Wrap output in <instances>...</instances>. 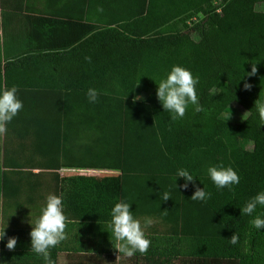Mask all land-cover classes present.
Segmentation results:
<instances>
[{
    "label": "trees",
    "instance_id": "16d2710c",
    "mask_svg": "<svg viewBox=\"0 0 264 264\" xmlns=\"http://www.w3.org/2000/svg\"><path fill=\"white\" fill-rule=\"evenodd\" d=\"M258 4L264 0H134L130 9L97 18L98 28L68 49L3 61L0 48V88L15 86L23 103L1 139L2 222L12 203L32 204L38 192L50 191L62 197L69 222L96 227L114 244L111 210L124 201L134 218H151L161 228L147 227L151 245L145 255L135 254L139 264H264V229L251 223L264 219V206L241 214L264 192V126L254 108L256 100L264 102ZM226 14L235 21L222 31ZM76 18L89 20L87 14ZM193 18L197 39L186 32ZM251 63L258 71L249 77ZM174 66L198 79L204 109L189 104L176 120L157 96L134 102L141 91H157ZM90 88L99 93L96 103L88 100ZM232 104L250 111L240 123L222 118ZM221 166L240 178L231 190L217 189L209 176L210 167ZM36 169L44 173L36 176ZM61 169L110 173L60 179ZM180 169L211 194L206 202L191 200V183L180 187ZM45 173L54 177L52 185L43 182ZM163 192L171 199L164 202Z\"/></svg>",
    "mask_w": 264,
    "mask_h": 264
},
{
    "label": "crops",
    "instance_id": "0c3cea01",
    "mask_svg": "<svg viewBox=\"0 0 264 264\" xmlns=\"http://www.w3.org/2000/svg\"><path fill=\"white\" fill-rule=\"evenodd\" d=\"M134 0H0V48L3 61L12 59L28 51H61L68 49L98 28L95 24L99 17H110L122 9H130ZM35 9L25 12V7ZM102 9V11L100 10ZM88 15L89 20H78L80 15ZM0 88V94H2ZM36 176L41 170L31 171ZM110 173L98 171L95 174ZM90 172L76 169H61L59 178ZM43 182L54 183V177L45 173ZM35 179V178H34ZM50 191H40L32 204L26 203L12 207L6 220L5 238L0 241V264H45L43 257L31 251L30 232ZM143 227L144 222L139 219ZM151 232L161 230L160 224L152 220ZM147 228H144V232ZM101 231L96 227H84L76 222H68L67 239L58 246L49 249L54 264H139L138 256L131 258L113 253L112 244L101 238ZM16 237L15 251L6 247L8 238Z\"/></svg>",
    "mask_w": 264,
    "mask_h": 264
},
{
    "label": "clouds",
    "instance_id": "9594fccd",
    "mask_svg": "<svg viewBox=\"0 0 264 264\" xmlns=\"http://www.w3.org/2000/svg\"><path fill=\"white\" fill-rule=\"evenodd\" d=\"M100 10L102 11V9ZM257 64L251 63V72L247 73L246 76H256L258 71ZM198 82V79L193 78L190 71L180 66H174L167 75V78L160 81L156 96L164 111L172 114V120L183 118L189 104L195 106L196 112L204 110L199 104L196 93ZM252 87L250 83H244L245 91H251ZM17 91V88L13 86L11 89H5L0 94V136L6 134L7 124L23 108L22 101L17 99ZM98 95L97 90L93 88H90L87 92L90 103H96ZM140 99L142 98L137 96L134 102ZM254 108L258 112L261 125L264 126V102H261L260 99L256 100ZM249 113L250 111L245 112L242 118L246 117ZM208 173L217 189L229 188L231 190V187L237 185L240 180L238 174L231 167H210ZM177 176L185 180V183L180 186L182 189L187 190L190 183L195 188L191 200L206 202L210 198L211 194L207 193L204 188L201 189L195 186V179L187 170H178ZM162 199L164 202L170 200V194L163 192ZM258 205L264 206V192H260L254 196L241 209V214L252 215ZM130 206V204L121 201L115 204L111 210V221L108 223V228L111 230L115 243L110 242L118 253L116 261L120 259L121 255L128 258L133 257L137 252L145 255L151 245V241L145 237L144 228L152 226V219L145 218L142 227L140 220L134 218L133 212L130 211ZM166 213L167 211H165ZM68 222V218L63 211L62 197L49 195L46 200V206L42 209L41 216L36 220L35 226H32V231L30 232L31 251L42 256L45 264H54L50 258L49 249L58 246L62 241L67 239L66 227ZM251 223L256 229H264V219L260 217H256ZM5 235L4 228L0 230V241L4 240ZM17 240L18 238L16 237L8 238L6 247L9 251H15ZM238 240L239 237L233 234L229 242L235 245L238 243Z\"/></svg>",
    "mask_w": 264,
    "mask_h": 264
},
{
    "label": "rangeland",
    "instance_id": "374dc122",
    "mask_svg": "<svg viewBox=\"0 0 264 264\" xmlns=\"http://www.w3.org/2000/svg\"><path fill=\"white\" fill-rule=\"evenodd\" d=\"M256 10H258V11H264V4H258L256 6ZM197 21H198L197 18H193L192 20H190L189 29L186 30V32L189 33L193 37V39H197L196 34L192 30V26ZM234 21H235V17L232 14H226V15H224L222 21L219 24L220 29L222 31L228 30L233 25ZM137 96H139V97L142 98L140 100H145L147 102H151L155 98V96H156V91H152L151 93H147V92L141 91ZM245 112L246 111L243 108H241L239 105L232 104L222 114V118L224 120L230 121L232 123H240V122H242L247 117L246 116V117L242 118ZM1 139H2V136H0V146H1ZM0 160H1V154H0ZM92 173L93 172H90V174H92ZM95 173H93V174H95ZM5 224H6V222H2L1 208H0V228L1 227H5Z\"/></svg>",
    "mask_w": 264,
    "mask_h": 264
},
{
    "label": "built area",
    "instance_id": "2783aa9c",
    "mask_svg": "<svg viewBox=\"0 0 264 264\" xmlns=\"http://www.w3.org/2000/svg\"><path fill=\"white\" fill-rule=\"evenodd\" d=\"M87 172H93V173H95V171H93V170H86Z\"/></svg>",
    "mask_w": 264,
    "mask_h": 264
}]
</instances>
